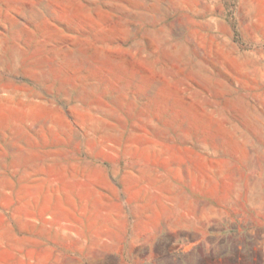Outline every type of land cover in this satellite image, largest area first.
<instances>
[{
	"label": "rangeland",
	"instance_id": "374dc122",
	"mask_svg": "<svg viewBox=\"0 0 264 264\" xmlns=\"http://www.w3.org/2000/svg\"><path fill=\"white\" fill-rule=\"evenodd\" d=\"M0 264H264V0H0Z\"/></svg>",
	"mask_w": 264,
	"mask_h": 264
}]
</instances>
